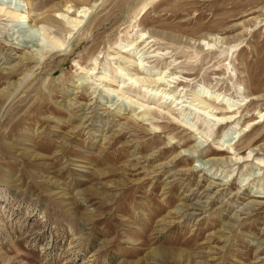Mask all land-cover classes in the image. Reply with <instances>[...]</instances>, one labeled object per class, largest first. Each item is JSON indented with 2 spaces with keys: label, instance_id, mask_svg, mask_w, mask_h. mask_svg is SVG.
Instances as JSON below:
<instances>
[{
  "label": "rangeland",
  "instance_id": "obj_1",
  "mask_svg": "<svg viewBox=\"0 0 264 264\" xmlns=\"http://www.w3.org/2000/svg\"><path fill=\"white\" fill-rule=\"evenodd\" d=\"M0 7V264H264V0Z\"/></svg>",
  "mask_w": 264,
  "mask_h": 264
},
{
  "label": "bare ground",
  "instance_id": "obj_2",
  "mask_svg": "<svg viewBox=\"0 0 264 264\" xmlns=\"http://www.w3.org/2000/svg\"><path fill=\"white\" fill-rule=\"evenodd\" d=\"M0 11H3V8L2 7H0ZM85 10H80L79 12H80V14H81V12H84ZM7 12V14L8 15H10V16H17L18 18H21V20H23V19H25L27 16L26 15H24L23 13H20V14H17L16 13V10H15V8L14 9H11V10H7L6 11ZM79 22V24H80V21H78ZM204 43V42H203ZM132 47V46H131ZM130 47V48H131ZM130 48H128V49H130ZM219 97V96H218ZM255 98V97H254ZM203 100V99H202ZM220 100V99H219ZM236 106V105H235ZM235 106H231V105H229L226 109H225V111L226 112H230V111H234L235 109H237L238 107H235ZM225 112V113H226ZM234 116H231V115H225V116H222V117H217V122L218 123H221V124H228L229 122H232L234 119ZM216 119V118H215ZM262 121V120H261ZM223 149V148H222ZM258 162H259V160H258ZM262 161H260V163H261ZM260 165V164H259ZM263 166H264V163H263Z\"/></svg>",
  "mask_w": 264,
  "mask_h": 264
}]
</instances>
